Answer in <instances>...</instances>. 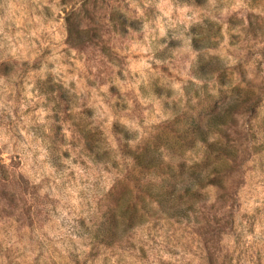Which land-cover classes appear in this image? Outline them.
I'll return each instance as SVG.
<instances>
[{
    "label": "clouds",
    "instance_id": "9594fccd",
    "mask_svg": "<svg viewBox=\"0 0 264 264\" xmlns=\"http://www.w3.org/2000/svg\"><path fill=\"white\" fill-rule=\"evenodd\" d=\"M0 264H264V0H0Z\"/></svg>",
    "mask_w": 264,
    "mask_h": 264
}]
</instances>
